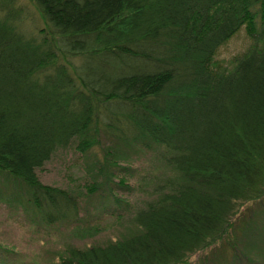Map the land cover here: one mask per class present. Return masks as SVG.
Masks as SVG:
<instances>
[{
    "label": "trees",
    "instance_id": "16d2710c",
    "mask_svg": "<svg viewBox=\"0 0 264 264\" xmlns=\"http://www.w3.org/2000/svg\"><path fill=\"white\" fill-rule=\"evenodd\" d=\"M24 1L45 22L32 26L37 34L24 28L36 17L28 6L0 0V170L13 189L5 201L47 225L78 220L81 197L100 180L76 195L37 173L73 143L81 153L103 139L162 146L180 174L137 210L138 233L70 247L59 264H182L233 235L245 202L264 200V0ZM245 24L253 46L219 69L217 49ZM111 155L98 164L103 185ZM18 253L0 242V264H21Z\"/></svg>",
    "mask_w": 264,
    "mask_h": 264
},
{
    "label": "rangeland",
    "instance_id": "374dc122",
    "mask_svg": "<svg viewBox=\"0 0 264 264\" xmlns=\"http://www.w3.org/2000/svg\"><path fill=\"white\" fill-rule=\"evenodd\" d=\"M21 5L28 6L36 15L26 18L24 28L29 34H37L32 26L41 28L44 20L33 4L21 0ZM248 28L243 25L217 49L212 60L215 66L231 70L236 59L253 46ZM70 59L76 65L82 62L79 56ZM75 145L56 150L37 170L44 184L65 188L76 195H84L87 187L100 180L95 195L81 197V213L73 223L47 225L25 212L22 204H8L5 199L13 189L7 187L8 178L0 170V190L5 193L0 194V242L14 248L17 254L20 250L26 255L21 264L35 261V257L42 264H59L60 254L70 247L105 245L138 233L141 228L133 221L137 210L169 191L167 182L180 180L176 169L166 164L169 151L162 146L144 150L130 142L103 139L100 146L81 153ZM107 151L117 164L112 168L111 180L103 185L97 170ZM116 197L123 201L116 202ZM232 226L233 235L212 243L182 264H264V200L245 202Z\"/></svg>",
    "mask_w": 264,
    "mask_h": 264
}]
</instances>
